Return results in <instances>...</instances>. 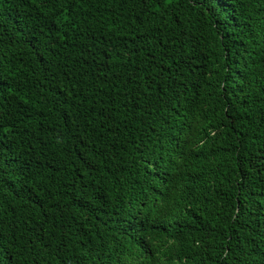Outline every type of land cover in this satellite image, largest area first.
<instances>
[{
    "label": "trees",
    "instance_id": "16d2710c",
    "mask_svg": "<svg viewBox=\"0 0 264 264\" xmlns=\"http://www.w3.org/2000/svg\"><path fill=\"white\" fill-rule=\"evenodd\" d=\"M0 264H264V0H0Z\"/></svg>",
    "mask_w": 264,
    "mask_h": 264
}]
</instances>
